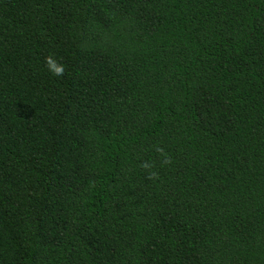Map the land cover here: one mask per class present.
Returning <instances> with one entry per match:
<instances>
[{"label": "trees", "instance_id": "1", "mask_svg": "<svg viewBox=\"0 0 264 264\" xmlns=\"http://www.w3.org/2000/svg\"><path fill=\"white\" fill-rule=\"evenodd\" d=\"M0 264H264V0H0Z\"/></svg>", "mask_w": 264, "mask_h": 264}, {"label": "clouds", "instance_id": "2", "mask_svg": "<svg viewBox=\"0 0 264 264\" xmlns=\"http://www.w3.org/2000/svg\"><path fill=\"white\" fill-rule=\"evenodd\" d=\"M46 64L54 75L60 76L63 74L64 66L62 64H57L51 56L46 57Z\"/></svg>", "mask_w": 264, "mask_h": 264}]
</instances>
